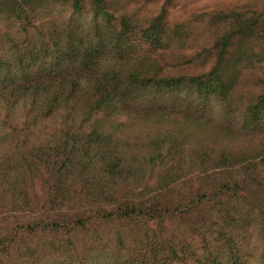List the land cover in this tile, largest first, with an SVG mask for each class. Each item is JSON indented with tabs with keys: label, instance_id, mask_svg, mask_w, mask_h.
Here are the masks:
<instances>
[{
	"label": "trees",
	"instance_id": "16d2710c",
	"mask_svg": "<svg viewBox=\"0 0 264 264\" xmlns=\"http://www.w3.org/2000/svg\"><path fill=\"white\" fill-rule=\"evenodd\" d=\"M153 1L0 0V264H264V7Z\"/></svg>",
	"mask_w": 264,
	"mask_h": 264
},
{
	"label": "rangeland",
	"instance_id": "374dc122",
	"mask_svg": "<svg viewBox=\"0 0 264 264\" xmlns=\"http://www.w3.org/2000/svg\"><path fill=\"white\" fill-rule=\"evenodd\" d=\"M127 1V2H126ZM123 0L126 4L123 8L128 10H135L139 8H144L142 11H148L151 13L153 10H157L158 3L153 0ZM162 3L163 0H159ZM248 5L257 6L259 9L264 7V0H174L168 7L169 14L168 18L171 24L175 22H188L192 18L205 17L215 10H227L231 8H240ZM201 24L191 23L188 28L192 30V35L182 43L174 41L161 53L160 63L162 66L176 71L180 68L188 73H194L202 69L204 65L199 62H195L190 59L195 51L200 50L202 47H208L210 39L206 38L205 35L201 33ZM198 35V36H197ZM207 40V42L205 41ZM263 69L261 65L257 64L253 68H249L245 71V76L249 74H261ZM247 83H251L249 77L246 79ZM249 85V84H248ZM263 170V169H262ZM264 173V172H263ZM39 181H35V189L39 193ZM254 264V263H251Z\"/></svg>",
	"mask_w": 264,
	"mask_h": 264
}]
</instances>
